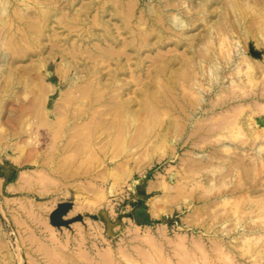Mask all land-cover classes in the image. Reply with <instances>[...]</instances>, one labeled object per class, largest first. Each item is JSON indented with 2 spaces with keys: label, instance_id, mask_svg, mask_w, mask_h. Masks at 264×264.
Instances as JSON below:
<instances>
[{
  "label": "rangeland",
  "instance_id": "rangeland-1",
  "mask_svg": "<svg viewBox=\"0 0 264 264\" xmlns=\"http://www.w3.org/2000/svg\"><path fill=\"white\" fill-rule=\"evenodd\" d=\"M0 264H264V0H0Z\"/></svg>",
  "mask_w": 264,
  "mask_h": 264
},
{
  "label": "bare ground",
  "instance_id": "bare-ground-1",
  "mask_svg": "<svg viewBox=\"0 0 264 264\" xmlns=\"http://www.w3.org/2000/svg\"><path fill=\"white\" fill-rule=\"evenodd\" d=\"M3 12H4V10H3ZM1 38H2V37H1ZM209 70H210V69H209ZM209 72H210V71H209ZM87 89H88V86L83 87L82 89L79 90V92H80V93H83V92L85 93V92L87 91ZM98 100H99V99H98ZM113 103H114V102H113ZM117 104H118V103H116V105H117ZM6 138H7V137H6ZM6 144H7V143H6ZM7 147H8V145H7ZM3 148H4V147H3ZM5 148H6V147H5ZM94 205H95V204H94ZM87 206H88V205H87ZM91 206H92V205H91ZM91 206H90V207H91ZM89 209H90V208H89Z\"/></svg>",
  "mask_w": 264,
  "mask_h": 264
}]
</instances>
